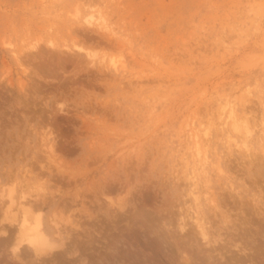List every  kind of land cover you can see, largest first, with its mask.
Wrapping results in <instances>:
<instances>
[{
	"label": "rangeland",
	"instance_id": "374dc122",
	"mask_svg": "<svg viewBox=\"0 0 264 264\" xmlns=\"http://www.w3.org/2000/svg\"><path fill=\"white\" fill-rule=\"evenodd\" d=\"M226 102L252 127L251 152ZM193 167L209 245L193 220L178 229ZM20 201L54 255L15 251ZM263 230L264 0H0V264H230L243 255L232 243L259 247Z\"/></svg>",
	"mask_w": 264,
	"mask_h": 264
},
{
	"label": "bare ground",
	"instance_id": "6f19581e",
	"mask_svg": "<svg viewBox=\"0 0 264 264\" xmlns=\"http://www.w3.org/2000/svg\"><path fill=\"white\" fill-rule=\"evenodd\" d=\"M98 15L95 17V14H93V13H88V12H86L84 15H83V22L84 23H86V24H88V25H91V26H96V27H98L99 28V30L101 29V30H107L108 29V25H107V22H106V19H105V17H104V15H102L101 13H97ZM80 24V23H79ZM77 29V28H76ZM91 29V28H90ZM80 30V29H79ZM38 44V43H37ZM53 46V45H52ZM75 47H76V45H75ZM78 48H79V50H81V51H83V49L81 48V47H79V46H77ZM64 48H67L68 49V47H64ZM77 48V49H78ZM34 49H35V47H34ZM72 49V48H71ZM85 51V50H84ZM87 53V52H86ZM89 55V54H88ZM90 56V55H89ZM18 57V56H17ZM110 65L112 66V67H114V68H116L117 69V67H118V61H115V60H111V63H110ZM21 89V88H20ZM22 91V90H21ZM225 110H228V117H230V119H232L233 120V130H235L236 132H239V134H241V133H243V139L241 140V142H238L237 140V145H238V147H240V148H243V149H245L247 152L248 151H250L251 150V146H250V143H249V138L252 136V133H253V130H252V127L249 125V123L248 122H246L244 119L242 120H240L239 119V117H238V115H237V112H236V109H235V107L232 105L231 106V104L229 103V102H226V104H223L222 106H221V114H223V112L225 111ZM248 118V117H247ZM225 124V123H224ZM253 126V125H252ZM208 128H205V129H203L201 132L203 133L202 135H203V137H209V132H208ZM210 131V130H209ZM51 135V134H50ZM201 135V134H200ZM200 135H198V133L197 132H195L194 134H193V143H194V147H192V148H194V150H192L193 151V165H194V167H196V165H200V167H201V171H205V166L204 165H206L207 163H208V157H207V151L206 150H203L202 148H201V145H200V142H199V140H200ZM258 137V136H257ZM241 138V137H240ZM259 138V137H258ZM235 140V139H234ZM208 141V140H207ZM258 141H260V140H258ZM53 142V141H52ZM233 142V141H232ZM52 144V143H51ZM232 144V143H231ZM235 144V143H234ZM233 146V145H232ZM50 147V146H49ZM50 148H52V147H50ZM49 148V149H50ZM251 152V151H250ZM262 153V152H261ZM225 157V156H224ZM252 158V157H251ZM53 159V158H52ZM187 162V161H186ZM189 165V163H185V166H188ZM194 167L192 168L193 169V172H192V176L190 177V179L193 181V183H192V186H193V188L189 191V195H190V198H191V201H192V203H193V209H192V207H191V205L190 206H188L187 208V210L189 211V213L187 212V216H186V218L185 217H181L180 218V222H179V224H178V229H179V232H181V234L183 233L184 234V232L186 231L187 232V226H188V221H190V219L191 220H193V222H194V224H195V228H196V230L198 231V234L202 237V239H203V241L205 242V243H208V245L209 244H212L213 242H215L216 240H214V239H212V238H210L209 237V233H207V230L205 229V227H204V224H203V222H202V217H201V215H200V209H201V200H200V196H199V193L197 194V192H196V183H197V180H198V173L195 171V169H194ZM218 169H220V168H218ZM198 170V169H197ZM220 171H222V170H220ZM190 173V172H189ZM219 173V172H218ZM24 194V193H23ZM26 196V195H25ZM22 197V196H21ZM20 197V198H21ZM19 198V199H20ZM22 198H24L25 199V197H22ZM33 198V197H32ZM11 199V200H10ZM9 200H10V202L9 201H7V202H5L7 205L8 204H12V199L13 198H10ZM23 201V200H22ZM27 203H23V202H21L20 201V204L18 203V210H17V206H16V212H18L19 210H21L19 213H20V215H21V212H22V220L20 221V223H19V227H18V225H17V227H18V233L16 234V235H18V242L17 243H15L16 245V247H15V251H17L19 248H21V247H23L24 248V246L25 245H28L29 247H31L33 250H34V253H38V254H49V253H53V255H54V252H56L57 250H58V248L59 247H57V246H59L58 244L56 245L55 243H54V241L51 239V237L47 234V232H46V230H45V228H44V225H43V223H42V219H41V216L40 215H37V216H34L33 214V212L31 211L32 209V207H30L29 206V202L28 201H26ZM113 203V202H112ZM123 203H125V202H123ZM122 203V204H123ZM210 203L211 204H213V206L214 207H216V200L214 199V198H212V199H210ZM10 204V205H11ZM28 204V205H27ZM31 204V203H30ZM119 204V203H118ZM117 204V205H118ZM9 205V206H10ZM36 205V204H35ZM34 205V207H36ZM116 205V204H115ZM124 206V205H123ZM13 207V206H12ZM29 207H30V209H29ZM118 207V206H117ZM4 208V207H3ZM10 208H11V206L10 207H8V209L10 210ZM121 208V207H120ZM7 208H5V210H6ZM4 210V209H3ZM4 210V211H5ZM190 210H194V213H195V217H193V216H191V214H190ZM4 211H3V216L4 217H6L5 215H6V213H4ZM7 211V210H6ZM7 212H9V211H7ZM14 212V210L12 211V213ZM15 212V213H16ZM10 213H11V211H10ZM11 213V214H12ZM186 213V212H185ZM14 215V214H13ZM173 215V214H172ZM2 216V217H3ZM7 216H8V214H7ZM12 215H10V217H11ZM17 216V215H16ZM10 217H7L8 219L10 218ZM14 217L15 216H12L11 218H13L14 219ZM145 216H143V218H144ZM6 218V219H7ZM19 218H21V217H19ZM18 218V219H19ZM137 218V217H136ZM163 218V217H162ZM226 218V217H225ZM3 219H5V218H3ZM138 219H139V217L137 218V220L135 219V217L133 218V223H135V221L136 222H138ZM141 219V218H140ZM140 219H139V221H140ZM144 219H146V220H148L149 218H144ZM144 219H143V221H144ZM187 219V220H186ZM2 220V219H1ZM12 220V219H11ZM20 220V219H19ZM126 220V219H125ZM120 221V220H119ZM150 221V220H149ZM148 221V222H149ZM160 221V220H159ZM204 221V220H203ZM129 222V221H128ZM3 223V222H2ZM54 225H56V222L54 221ZM140 223V222H139ZM147 222L145 221V224H146ZM143 224V223H142ZM152 225V224H151ZM155 225V224H154ZM125 226V225H124ZM139 226V225H138ZM162 226V225H161ZM56 227H58V226H56ZM74 227V226H73ZM78 227V226H77ZM126 227V226H125ZM174 227V226H173ZM70 228V227H69ZM146 229V228H145ZM109 230V229H108ZM5 231V230H4ZM15 231V230H14ZM164 231V230H163ZM190 231V230H189ZM264 231V230H263ZM2 232H3V229H2ZM116 232V231H115ZM175 232V231H174ZM178 232V233H179ZM186 232H185V234H186ZM164 233V232H163ZM176 233V232H175ZM177 233V234H178ZM189 233V232H188ZM187 233V234H188ZM57 234V233H56ZM59 234H60V232H59ZM95 234V233H94ZM184 234V235H185ZM186 234V235H187ZM5 235V234H4ZM171 235V234H170ZM58 236V235H57ZM167 236V235H166ZM182 236V235H181ZM123 237V236H122ZM126 237V236H125ZM153 237V236H152ZM254 237V236H253ZM116 238V237H115ZM172 238H173V236H172ZM185 239H187L186 237H184ZM105 239V238H104ZM114 239V238H113ZM161 239V238H160ZM175 239V238H174ZM173 239V240H174ZM257 239V238H256ZM115 240V239H114ZM119 240H121V239H119ZM162 240H164V239H162ZM161 240V241H162ZM243 240H244V238H243ZM73 241V240H72ZM104 241V240H103ZM124 241V240H123ZM156 241V240H155ZM164 241H166V239L164 240ZM186 241V240H185ZM185 241H183V243L185 242ZM194 241V240H193ZM130 242V241H129ZM147 242V241H146ZM169 242V241H168ZM247 242V241H246ZM89 243V242H88ZM132 243V242H131ZM162 243V242H161ZM182 243V242H181ZM190 243H191V241H190ZM222 243V242H221ZM232 243V242H231ZM165 244V243H164ZM185 244V243H184ZM233 244V246H235L236 248H237V252L239 251L240 253H242L244 256H247L248 258H247V260H246V262H249L250 264H258V259H260V257L262 258V255H264V244L263 245H261V246H259V247H255L254 246V244H256V243H254L253 241H252V245H248V244H245V245H242L241 243L239 244V243H232ZM116 245V244H115ZM131 244H129V246H130ZM133 245V244H132ZM168 245V244H167ZM27 246V247H28ZM100 246V245H99ZM107 246V245H106ZM118 246V245H117ZM128 246V248H131V247H129ZM152 246H153V244H152ZM164 246V245H163ZM172 247H176L177 249H178V247H180L177 243H174V245H171ZM170 246V247H171ZM186 246V245H185ZM190 246V245H189ZM212 246V245H211ZM103 247V246H102ZM108 248H107V251H109V252H115V254H116V249H115V251H114V248H113V246L110 244L109 246H107ZM135 247H136V245H135ZM139 247V246H138ZM218 247V246H217ZM230 247H232V246H230ZM94 248V247H93ZM148 248V247H147ZM213 248V247H212ZM211 248V249H212ZM72 249V248H71ZM134 249V248H133ZM144 249V248H143ZM172 248H170L169 250H171ZM189 249V248H188ZM215 249H216V246H215ZM21 250V249H20ZM61 250V249H60ZM157 250V249H156ZM173 250V249H172ZM171 250V251H172ZM175 250V249H174ZM180 250V249H179ZM190 250V249H189ZM19 251V250H18ZM79 251V250H78ZM137 251V250H136ZM165 251V250H164ZM24 252H26V251H24ZM60 252V251H59ZM64 252H66V251H64ZM81 252V251H80ZM102 252V251H101ZM117 252H119L118 250H117ZM213 252H215V251H213ZM218 252V251H217ZM216 252V253H217ZM227 252V251H226ZM22 253V252H21ZM33 253V254H34ZM63 253V252H62ZM103 253V252H102ZM102 253H100V254H102ZM112 253V254H113ZM166 253V252H165ZM236 253V252H235ZM239 253V255H241ZM64 254V253H63ZM90 254V253H89ZM104 254V253H103ZM123 254V253H122ZM128 254H130V253H128L127 252V255ZM173 254V253H172ZM222 255V253L220 252L219 253V255ZM57 255V254H56ZM59 255V254H58ZM62 255V254H61ZM97 255V254H96ZM106 256H104V259H103V256L102 255H99L98 257H100V259H99V261H101V260H104L105 261V258H107V254H105ZM125 255H126V253H125ZM147 255V254H146ZM170 255V254H169ZM175 255V254H174ZM185 255V254H184ZM218 255V254H217ZM225 255V254H224ZM243 255H241L240 257H236V258H234L233 257V260H232V263H230V264H236V263H239V264H243V262L245 261L244 260V257L242 258V256ZM38 256V255H37ZM50 256H52V255H50ZM171 256V255H170ZM208 256V255H207ZM214 256V255H213ZM216 256V255H215ZM214 256V257H215ZM230 256V255H229ZM128 257H131L130 255L128 256ZM150 257V256H149ZM177 257V256H176ZM185 257V256H184ZM190 258H191V256H189ZM189 257L187 258L188 260H189ZM209 257V256H208ZM217 257V256H216ZM33 258V257H32ZM118 258V257H117ZM117 258H115V259H117ZM139 258V257H138ZM168 258H169V256H168ZM207 258V257H206ZM205 258V260H207ZM210 258V257H209ZM218 258V257H217ZM222 258H224L223 257V255H222ZM264 258V257H263ZM64 259V258H63ZM72 259H74L75 260V258H72ZM77 259V258H76ZM125 259V258H124ZM127 259H129V258H127ZM179 259V258H178ZM225 259V258H224ZM224 259H222V260H224ZM227 259V258H226ZM225 259V260H226ZM229 259V258H228ZM245 259H246V257H245ZM70 260H71V258H70ZM74 260H72V261H74ZM93 260V259H92ZM91 260V261H92ZM98 259H96V260H94V261H96L97 262V264H98V261H97ZM120 260V259H119ZM140 260V259H139ZM187 260V261H188ZM219 260V259H218ZM220 260H221V256H220ZM244 260V261H243ZM262 260V259H261ZM261 260H260V262H261ZM53 261V260H52ZM103 261V262H104ZM114 261V260H113ZM121 261H123V259L121 258ZM128 261V260H127ZM147 261V260H146ZM184 261H185V259H184ZM215 261V260H214ZM229 262H231V259L230 260H228ZM243 261V262H242ZM263 261V260H262ZM69 262V261H68ZM67 262V263H68ZM71 262V261H70ZM106 262V261H105ZM104 262V263H105ZM115 262V261H114ZM148 262V261H147ZM186 262V261H185ZM246 262L244 263V264H246ZM259 262V264H263L262 262L260 263ZM108 263H110V261L108 262ZM123 263L124 264H126L127 262H124L123 261ZM122 262L120 263V264H123ZM174 263V262H173ZM190 263V262H189ZM249 263H247V264H249ZM82 264V263H81ZM89 264V263H88ZM91 264H93V263H91ZM95 264V263H94ZM129 264V263H128ZM191 264V263H190ZM222 264V263H221ZM223 264H225V263H223ZM226 264H229L228 262L226 263Z\"/></svg>",
	"mask_w": 264,
	"mask_h": 264
}]
</instances>
